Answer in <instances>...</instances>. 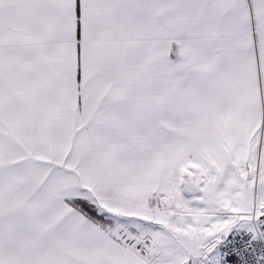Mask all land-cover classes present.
Here are the masks:
<instances>
[{
	"label": "snow or ice",
	"instance_id": "obj_1",
	"mask_svg": "<svg viewBox=\"0 0 264 264\" xmlns=\"http://www.w3.org/2000/svg\"><path fill=\"white\" fill-rule=\"evenodd\" d=\"M0 264H264V0H0Z\"/></svg>",
	"mask_w": 264,
	"mask_h": 264
}]
</instances>
